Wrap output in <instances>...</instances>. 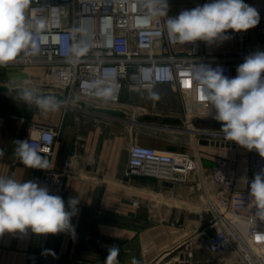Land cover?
<instances>
[{
	"label": "built area",
	"instance_id": "built-area-1",
	"mask_svg": "<svg viewBox=\"0 0 264 264\" xmlns=\"http://www.w3.org/2000/svg\"><path fill=\"white\" fill-rule=\"evenodd\" d=\"M26 25L31 32L29 47L3 67L53 71L66 83L65 105L80 109V101L109 107L104 103H120L127 94L168 87L183 100L188 115L213 119L212 109L206 113L204 106L209 104L203 99L196 72L205 64L233 78L237 66L254 53L246 47L249 30H230L238 48L221 57L208 56L203 41L181 44L170 40L162 16L150 17V0H31ZM257 32L264 40V24ZM59 134L52 125L37 124L27 140L41 154L52 155ZM231 146L234 157L216 159V217L209 225L212 232L203 231L205 244L198 250L205 248L211 254L234 251L243 264H264V219L256 214L249 194L254 174L264 169V158L255 152L242 153L237 144ZM73 166L69 159L62 170H43L29 180L61 196ZM199 168L190 154L133 144L126 176L174 185ZM42 238L36 235L34 244L40 245ZM97 243L108 255L112 246L101 239ZM196 258L198 253L190 250L176 256L172 264H189Z\"/></svg>",
	"mask_w": 264,
	"mask_h": 264
},
{
	"label": "crops",
	"instance_id": "crops-1",
	"mask_svg": "<svg viewBox=\"0 0 264 264\" xmlns=\"http://www.w3.org/2000/svg\"><path fill=\"white\" fill-rule=\"evenodd\" d=\"M210 0H167L168 17L177 16L182 10L192 9ZM257 9L259 24L249 29L246 47L250 52L264 51V40L257 29L264 24V0H244ZM162 19L166 22L167 17ZM230 39L205 44V52L211 57H221L234 53L238 48L237 40L228 32ZM53 90H41L42 81H21L20 84L7 83L11 89L26 88L41 92L64 94L66 83L50 78ZM168 88V87H167ZM15 104V103H14ZM12 103L2 102L0 92V176L16 180H29L41 173L40 169H28L15 156V141L27 140L37 124L52 125L59 129L54 153L44 155L50 168L62 170L69 159L74 166L66 179L65 190L61 197L66 207L70 197L79 200L78 211L72 217L73 233L41 235L42 243L34 244L36 234L29 230L26 234L0 236V264H107V254L98 248L101 239L107 246H117L119 255L112 264H172L171 256L177 247L188 243L191 231L187 222L179 225L181 211L175 207L162 206L155 196H169L177 189L164 186V182L154 178L126 176L129 153L115 160L105 151L109 147L102 141L100 127L91 123H81L79 116H95L96 113L80 109L74 105L60 104L58 110L43 111L32 115H22L15 111ZM114 106H119L114 105ZM106 107V106H105ZM129 115V114H128ZM127 115V117H128ZM105 119V115H96ZM126 117V118H127ZM22 118V120H20ZM133 122L134 119L132 120ZM171 122V121H170ZM178 124L179 121H172ZM163 150L183 152L178 146L168 144ZM157 149V148H156ZM43 155V154H42ZM194 158V154H190ZM197 159L204 165L203 159ZM213 166L216 159L212 160ZM99 179L101 182L96 183ZM132 201H139L138 206ZM178 216V217H177ZM177 217V218H176ZM187 218H184L186 221ZM180 227L178 232L176 229ZM205 239V238H204ZM199 258H206L207 251L197 252ZM42 255V256H40ZM220 258L219 255L213 256ZM208 264H214L210 261ZM216 264H223L217 262Z\"/></svg>",
	"mask_w": 264,
	"mask_h": 264
},
{
	"label": "clouds",
	"instance_id": "clouds-1",
	"mask_svg": "<svg viewBox=\"0 0 264 264\" xmlns=\"http://www.w3.org/2000/svg\"><path fill=\"white\" fill-rule=\"evenodd\" d=\"M31 0H0V66L14 62L31 42L26 11ZM167 0H150V17L163 16L169 39L181 44L203 41L212 44L230 39L229 30L245 32L260 22L257 9L244 0H210L175 17L167 16ZM201 65L195 78L204 90L203 99L212 109V118L220 122L227 141L255 151L264 158V51L247 55L237 66V75L229 78L221 69ZM20 99L43 111H55L61 102L52 96H36L24 90ZM15 156L28 169H50V162L29 140L14 142ZM4 150L0 149V156ZM251 203L264 219V169L254 174L249 186ZM79 200L70 197L67 207L59 195L33 180L19 181L0 176V236L8 234L56 235L73 233L72 217ZM119 248L112 246L106 258L112 264ZM132 264H138L133 258Z\"/></svg>",
	"mask_w": 264,
	"mask_h": 264
},
{
	"label": "rangeland",
	"instance_id": "rangeland-1",
	"mask_svg": "<svg viewBox=\"0 0 264 264\" xmlns=\"http://www.w3.org/2000/svg\"><path fill=\"white\" fill-rule=\"evenodd\" d=\"M54 76L53 71L44 69L0 66V84L2 85L7 83L20 84L21 81L27 80L42 81L40 89L52 91L53 83L50 78ZM1 95L2 102L12 103L18 114L28 116L41 111L34 103L31 106L26 104L20 99L19 94L1 93ZM118 104L120 107L108 105L109 107L106 108L121 109L127 115L129 114L127 118L105 115L107 118L102 119L96 116L102 114H96L90 118L87 114L79 116L81 123L91 122L101 128L99 131L101 139L106 141L110 148L105 153L112 156L113 160L122 154L129 153L133 144L161 150L168 144H174L184 153L194 154L198 159H203V166L196 159L200 168L177 183V189L171 192L174 194L155 196V199L162 206H172L181 211L182 217L178 219L179 225L183 226L184 222H187L191 230L188 231L187 235L192 234L187 239L191 241L178 246L169 261L174 260L181 253H188L190 250L194 253L201 249L206 250L205 248L198 250V247L204 246L202 233L206 229L208 233L212 232L209 225L216 217L217 185L213 181L215 166H213L212 160L220 156L234 157L235 147H232L231 144L236 145V143L224 138L223 132L220 131V125H211L216 120L188 115L183 100L171 88L158 87L143 93L127 94L125 99ZM133 119L135 122L132 121ZM176 120L179 121L178 124L172 123ZM239 148L245 154L255 152L241 146ZM100 182L99 179L96 180V183ZM134 203L139 205V201H132V205ZM184 218H187L186 221ZM176 230L179 232L180 227ZM207 255L204 259L198 256L193 261H189V264H208L210 261H213L214 264L218 261L223 264H243L234 251L220 253L218 255L221 257L218 259L213 257L217 254L207 252Z\"/></svg>",
	"mask_w": 264,
	"mask_h": 264
},
{
	"label": "water",
	"instance_id": "water-1",
	"mask_svg": "<svg viewBox=\"0 0 264 264\" xmlns=\"http://www.w3.org/2000/svg\"><path fill=\"white\" fill-rule=\"evenodd\" d=\"M24 90L32 91L36 96H52V97H55L58 101L61 102V104H65L67 102L66 98L60 93H44V92L39 93L37 91H33V90L25 89V88L10 89L8 86L0 84V92L1 93L20 94ZM78 104L81 106L82 109L96 113V114H102V115L119 117V118H126L127 117V113L121 109L98 107V106L92 105V104L84 102V101H80ZM211 125H213V126L220 125L221 126L220 122H218V121L212 122ZM164 186L173 187V184L166 182V183H164Z\"/></svg>",
	"mask_w": 264,
	"mask_h": 264
},
{
	"label": "bare ground",
	"instance_id": "bare-ground-1",
	"mask_svg": "<svg viewBox=\"0 0 264 264\" xmlns=\"http://www.w3.org/2000/svg\"><path fill=\"white\" fill-rule=\"evenodd\" d=\"M11 89V88H10ZM26 89V88H25ZM29 90H31V89H29ZM33 91H35V90H33ZM38 92V91H37ZM41 93H43V92H41ZM44 93H46V92H44ZM105 105H107L108 106V103H104ZM114 105H118V103H116V104H114ZM205 107V109H206V113L207 112H210L211 111V108H210V106H204ZM213 207H214V205L213 204H211Z\"/></svg>",
	"mask_w": 264,
	"mask_h": 264
}]
</instances>
